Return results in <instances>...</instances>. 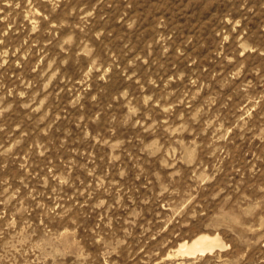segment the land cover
<instances>
[{
    "label": "rangeland",
    "instance_id": "374dc122",
    "mask_svg": "<svg viewBox=\"0 0 264 264\" xmlns=\"http://www.w3.org/2000/svg\"><path fill=\"white\" fill-rule=\"evenodd\" d=\"M0 264H264V0H0Z\"/></svg>",
    "mask_w": 264,
    "mask_h": 264
},
{
    "label": "bare ground",
    "instance_id": "6f19581e",
    "mask_svg": "<svg viewBox=\"0 0 264 264\" xmlns=\"http://www.w3.org/2000/svg\"><path fill=\"white\" fill-rule=\"evenodd\" d=\"M229 245L218 237L201 234L197 236L191 243H185L178 250L179 254L184 257H195L197 255H205L213 253L217 250H223Z\"/></svg>",
    "mask_w": 264,
    "mask_h": 264
}]
</instances>
